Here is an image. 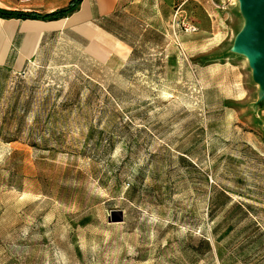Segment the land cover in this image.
<instances>
[{"label":"rangeland","instance_id":"rangeland-1","mask_svg":"<svg viewBox=\"0 0 264 264\" xmlns=\"http://www.w3.org/2000/svg\"><path fill=\"white\" fill-rule=\"evenodd\" d=\"M253 20L241 0H121L105 56L86 26L19 23L43 42L0 68V264H264Z\"/></svg>","mask_w":264,"mask_h":264},{"label":"crops","instance_id":"crops-1","mask_svg":"<svg viewBox=\"0 0 264 264\" xmlns=\"http://www.w3.org/2000/svg\"><path fill=\"white\" fill-rule=\"evenodd\" d=\"M120 1L121 0H82L77 10L71 13L67 18L65 17L56 21L0 18V68L9 72L19 73L27 62L34 59L39 52L38 49L43 42V35L35 37L31 34H25L20 41L18 32H16L20 26L19 23L40 22L56 25L62 20L67 19L68 25H70V27H76L77 31H79L80 28L83 29V26H86L87 28L83 30L88 29L92 32V35L94 34L95 39H92L94 42L93 44H97L99 48L98 51L100 52L99 54L105 56L104 54L107 48L101 44L103 41L107 40V37L109 40H112L114 37L111 33L103 29L104 27L100 24L101 21H106L115 13ZM3 7L4 6L0 2V8ZM80 33H83L82 30ZM15 42L18 43L13 47V43Z\"/></svg>","mask_w":264,"mask_h":264},{"label":"water","instance_id":"water-1","mask_svg":"<svg viewBox=\"0 0 264 264\" xmlns=\"http://www.w3.org/2000/svg\"><path fill=\"white\" fill-rule=\"evenodd\" d=\"M241 1L244 2L247 13L256 20V25L244 34L240 45L264 84V0Z\"/></svg>","mask_w":264,"mask_h":264},{"label":"trees","instance_id":"trees-1","mask_svg":"<svg viewBox=\"0 0 264 264\" xmlns=\"http://www.w3.org/2000/svg\"><path fill=\"white\" fill-rule=\"evenodd\" d=\"M82 3V0H70L67 6L55 10L53 12L42 14L38 12H23L19 10H11V9H2L0 8V18H16V19H36V20H43V21H56L62 18H65L70 13H73L77 10L78 6ZM206 250L210 251L211 247L208 242H205Z\"/></svg>","mask_w":264,"mask_h":264},{"label":"bare ground","instance_id":"bare-ground-1","mask_svg":"<svg viewBox=\"0 0 264 264\" xmlns=\"http://www.w3.org/2000/svg\"><path fill=\"white\" fill-rule=\"evenodd\" d=\"M254 19V18H253ZM255 23L252 25V28H253V26H255L256 25V20H253ZM242 52L245 54V50L242 48ZM245 56H246V54H245ZM246 58H247V56H246ZM248 59V58H247ZM249 60V59H248ZM253 68L255 69V66H253ZM260 80V79H259ZM259 83L261 84V83H263V81H259Z\"/></svg>","mask_w":264,"mask_h":264}]
</instances>
